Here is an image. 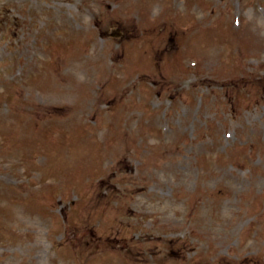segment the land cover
<instances>
[{"label": "rangeland", "instance_id": "rangeland-1", "mask_svg": "<svg viewBox=\"0 0 264 264\" xmlns=\"http://www.w3.org/2000/svg\"><path fill=\"white\" fill-rule=\"evenodd\" d=\"M0 264H264V0H0Z\"/></svg>", "mask_w": 264, "mask_h": 264}]
</instances>
